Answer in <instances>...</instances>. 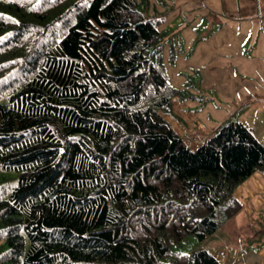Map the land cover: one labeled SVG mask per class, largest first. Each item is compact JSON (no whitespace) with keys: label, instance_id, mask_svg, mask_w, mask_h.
<instances>
[{"label":"trees","instance_id":"obj_1","mask_svg":"<svg viewBox=\"0 0 264 264\" xmlns=\"http://www.w3.org/2000/svg\"><path fill=\"white\" fill-rule=\"evenodd\" d=\"M157 21L139 0H0V264H222L179 248L242 208L264 144L235 121L193 149L164 118Z\"/></svg>","mask_w":264,"mask_h":264},{"label":"rangeland","instance_id":"obj_2","mask_svg":"<svg viewBox=\"0 0 264 264\" xmlns=\"http://www.w3.org/2000/svg\"><path fill=\"white\" fill-rule=\"evenodd\" d=\"M139 3L158 20L161 61L179 90L172 114L163 116L185 142L194 149L221 126L239 121L264 144V58L253 51L255 41L257 48L264 41V0ZM239 64L250 74H242ZM11 174L0 169V178ZM234 195L242 208L205 239L187 236L180 251L206 249L222 264H264V171L253 173Z\"/></svg>","mask_w":264,"mask_h":264},{"label":"crops","instance_id":"obj_3","mask_svg":"<svg viewBox=\"0 0 264 264\" xmlns=\"http://www.w3.org/2000/svg\"><path fill=\"white\" fill-rule=\"evenodd\" d=\"M249 6L252 7V6H254V4H253V3H250ZM259 27H261L262 29H264V22H263L262 26H259ZM250 28L253 29V26L250 27ZM256 28H257V27H256ZM256 28L254 27V29H256ZM253 51L256 53V55H257L259 58H264V41H260V42L258 43V48H257V42L255 41L254 44H253ZM239 70H240V72H241L242 74H243V73L250 74V73L248 72V70H245V69H244V67H243L242 64H239ZM240 76H242V75L240 74ZM214 256H215V255H214ZM260 257H261V256H260Z\"/></svg>","mask_w":264,"mask_h":264}]
</instances>
